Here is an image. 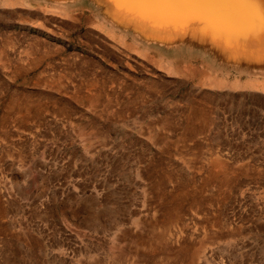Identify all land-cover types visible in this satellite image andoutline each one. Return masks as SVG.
Listing matches in <instances>:
<instances>
[{"label":"rangeland","instance_id":"374dc122","mask_svg":"<svg viewBox=\"0 0 264 264\" xmlns=\"http://www.w3.org/2000/svg\"><path fill=\"white\" fill-rule=\"evenodd\" d=\"M258 51L0 0V264H264Z\"/></svg>","mask_w":264,"mask_h":264},{"label":"bare ground","instance_id":"6f19581e","mask_svg":"<svg viewBox=\"0 0 264 264\" xmlns=\"http://www.w3.org/2000/svg\"><path fill=\"white\" fill-rule=\"evenodd\" d=\"M100 1L105 4L107 11L113 17L133 23L147 37H156L167 41L183 38L206 41L209 45H214L228 55L243 54V57L253 59L257 58L258 49L264 48V3L233 6L223 9L222 17L210 15L206 20H193L190 18V10L183 8L145 7L126 4L123 0ZM54 9L56 8L54 7ZM58 12L62 13L63 10H58ZM217 28L221 32H218ZM235 38L240 40L236 41Z\"/></svg>","mask_w":264,"mask_h":264},{"label":"snow or ice","instance_id":"6c2138e0","mask_svg":"<svg viewBox=\"0 0 264 264\" xmlns=\"http://www.w3.org/2000/svg\"><path fill=\"white\" fill-rule=\"evenodd\" d=\"M126 4L145 7L183 8L190 10L193 20H206L210 15L223 16V9L233 6L250 5L264 0H123Z\"/></svg>","mask_w":264,"mask_h":264}]
</instances>
